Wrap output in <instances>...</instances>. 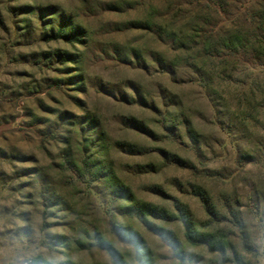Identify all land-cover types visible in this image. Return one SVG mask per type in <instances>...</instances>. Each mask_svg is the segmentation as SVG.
I'll return each mask as SVG.
<instances>
[{"label":"rangeland","instance_id":"1","mask_svg":"<svg viewBox=\"0 0 264 264\" xmlns=\"http://www.w3.org/2000/svg\"><path fill=\"white\" fill-rule=\"evenodd\" d=\"M161 1L134 0V3H127L125 0L124 7L119 4H97L94 7L93 0H0V150L8 155L7 159L0 162V264H22L33 258H37L40 264H264V216L259 215L264 206V167L260 164L264 162V119L261 118L264 92L259 99L252 101L243 94L236 96L228 90L222 93L212 90L207 93L219 97L216 102L210 103L211 120L219 132V135L212 137L216 148H211L199 134L188 135L198 159L206 164L223 160L218 167L202 170L203 176L211 181L214 191H209L201 183H190L188 189L179 188L182 195L195 198L192 203H188L168 193L159 194V187L151 189L153 195L170 200L171 209L166 205L158 206L167 214H178L180 207L181 217L190 227L201 231L218 229L225 232L228 245L224 255L211 252L205 246L188 243L178 219L167 221L152 216L142 217L134 212L131 209L134 201L142 200L130 195L127 185L117 175L116 166L112 161L100 157L96 146L90 141H84L80 148L83 155L77 157L68 138H61L65 147L56 155L62 162L52 160L49 165H41L34 152L9 141V137L14 134L24 138L22 128L31 125L24 121L17 126L16 115L5 112V105L13 108L22 99L33 96L44 87L70 82L52 76L37 81L28 68L59 73L64 70L51 65L63 62L48 52L18 51L34 43L60 41L73 44L62 40H45L44 31L33 39L37 27L41 30L51 28V25L44 22L41 24L40 13L47 18L50 7L58 10L55 27L59 14L70 16L77 23L89 22L99 16L120 15L135 11L142 5H153ZM181 1L185 3L187 0ZM254 1L259 5L264 4V0ZM65 4L71 8L64 7ZM242 4L236 16L239 20L244 17L246 7H249L247 0H243ZM231 12L232 15L236 14L233 8ZM106 23L96 30V35L101 38L99 43H103V38L114 31L106 28ZM222 23H225L224 28L228 27L227 21ZM127 29L147 31L132 27L130 22ZM224 57L235 62L233 70L243 64L264 75V58L263 64L257 65L246 53L234 58ZM21 78L31 79L13 88L12 83ZM258 80L253 83V88L260 91ZM79 90L76 88V91ZM109 101L127 103L117 100L106 90H98V97L94 100L97 112L81 118L82 129L91 131L97 125L103 127L97 113ZM139 106L147 108V105ZM37 107L40 105L37 104ZM46 110L47 107L41 108V111ZM148 110L155 111V108L153 106ZM30 114V110L23 112V115ZM71 116L74 117L75 113H67L65 119ZM120 123L121 127L147 134L139 128L135 118H126ZM35 134L41 137L46 135L39 130ZM201 145L208 147L211 154L206 155ZM41 148L51 159L52 153L44 149L43 145ZM121 150L122 154L130 156L145 154L125 145L121 146ZM156 154L170 159L163 151ZM83 160L89 162L88 168H84ZM175 163L195 170L194 165L183 159ZM121 170L139 174L153 170V166L125 165ZM254 190L262 192L257 209ZM198 193L208 200L214 210L225 213L226 219L219 220L220 215L218 220L212 217ZM130 234L133 242L130 241ZM97 241L109 246L115 261L110 251L97 245Z\"/></svg>","mask_w":264,"mask_h":264},{"label":"clouds","instance_id":"2","mask_svg":"<svg viewBox=\"0 0 264 264\" xmlns=\"http://www.w3.org/2000/svg\"><path fill=\"white\" fill-rule=\"evenodd\" d=\"M126 2L134 3V0ZM97 4H119L124 7L125 0H93V6ZM64 7L71 8L67 4ZM148 7L161 10L171 7L175 11V6L170 2L142 5L132 12L99 16L89 22L80 21L87 29V34L79 44L50 41L19 49L18 51L25 53L51 54L59 49L69 55L68 62L51 65L64 70L62 72L37 68H28V71L33 73L37 81L42 77L52 76L60 81L70 82L44 87L33 96L22 99L13 108L5 105L4 111L16 115L17 126L24 121L31 125L22 128L24 138L14 134L9 137V141L34 152L41 165H49L52 160L62 162L56 155L65 147L61 138H68L77 157L83 155L80 148L84 141H90L95 144L100 157L112 161L116 166L117 175L127 185L130 195L155 206L166 205L171 209L170 200L151 193L153 187H159L162 192L188 203H192L195 198L182 195L179 188L188 189L190 183H201L209 191H214L211 181L203 176L202 170L218 167L223 160L206 164L198 159L188 135L199 134L211 148H216L212 137L219 135V132L211 120L210 103L216 102L219 97L207 93L212 90L216 93L228 90L236 96L243 94L250 101L259 99L264 92V75L243 64L237 65L233 70L234 61L226 59L222 54L217 55L218 42L225 39L224 34L218 30L197 32L200 22L195 18L197 10L194 5H182L188 9L187 12L174 19L171 13L163 18L150 16L146 11ZM131 21L145 23L151 26L150 30H128L127 25ZM105 22V27L114 31L103 38V43H99L101 38L96 35V30ZM157 25L163 30L158 29ZM48 30L47 27L43 30L37 27L33 39L41 31ZM30 79L21 78L20 81L13 82L12 87L16 88L18 83ZM257 80L260 91L253 88V83ZM76 88L80 90L76 91ZM98 90H106L117 100L127 103L109 101L97 113L103 127L97 125L91 131L82 129L81 118L97 112L94 100L98 97ZM78 104L81 106L77 107ZM141 104L147 105V108L140 107ZM153 106L155 111H149ZM44 107L48 110L41 111ZM25 110H30L31 114L23 115ZM65 110L69 114L75 113V116L64 119ZM126 118H135L139 128L147 134L121 127L120 122ZM261 118L264 119V110H261ZM37 130L46 135H36ZM41 145L52 153L51 159ZM122 145L145 154L124 155ZM201 147L206 155L211 154L208 147ZM161 151L167 153L168 157L174 156L194 165L195 170L188 166H178L172 159L156 154ZM149 164L153 166V170L139 174L121 170L125 165L146 167Z\"/></svg>","mask_w":264,"mask_h":264},{"label":"trees","instance_id":"3","mask_svg":"<svg viewBox=\"0 0 264 264\" xmlns=\"http://www.w3.org/2000/svg\"><path fill=\"white\" fill-rule=\"evenodd\" d=\"M243 0H187L185 3H182L181 0H162L163 3H171L175 6V11H172V8L169 7L165 10L158 8L148 7L147 12L150 16L157 18H163L168 16L171 13V17L174 19L177 16L185 14L188 9L182 7V5H188L192 7L193 5L196 8L195 18L200 22L196 28L197 32L218 30L223 32L225 39L218 42L219 51H216L217 55L227 56L229 58H234L242 53L248 54L250 60L257 65H262L264 58V4H257L258 2L254 0H247L249 2V7L243 11L244 17L240 20L237 19L238 9L241 10ZM52 8V9H51ZM54 7H50V14L47 18H44V14L40 13L41 24L44 22L46 25H51V28L48 31H44L45 40H62L66 43H81L83 37L87 34L86 28L80 23L74 22L70 16L65 14H59L58 23L55 27H52L55 24L56 15H58V10H54ZM236 11V14L232 15L231 9ZM248 13V14H247ZM247 14V15H246ZM236 17V18H235ZM228 23V27L224 28L225 23ZM244 23V24H243ZM132 27L150 30L149 25L139 22L131 21ZM161 31L163 30L160 25L156 26ZM60 62L65 63L70 60V56L62 53L57 50L55 54H52ZM67 117V112L64 114V119ZM89 123H92V120H89ZM92 143V142H91ZM92 145H95L92 143ZM8 155L0 150V162L7 159ZM174 162H179V159L176 157H170ZM247 161V160H246ZM257 162V161H256ZM264 167V162L260 163ZM84 168H88L89 162L83 160ZM120 191V190H119ZM157 192L161 195L164 193L160 190ZM257 202L255 203V209L259 208L261 201L262 192L254 190ZM206 207V211L214 218L220 215L219 220L226 219L225 213H219L212 208L208 200L202 196L201 193H198ZM264 202V200H263ZM264 205V203H263ZM131 209L136 212L139 216H152L158 217L163 220H180L183 226V235L185 240L191 245H202L211 252H217L219 255H224L227 245H228V236L225 232L220 230H210V231H201L196 228L190 227L188 222L181 217L182 208L178 207V214H167L165 210L159 208L158 206L146 203L144 201H134ZM260 216H264V206L259 212ZM264 225V222H263ZM148 229H152L150 226H147ZM130 241L133 242L132 235L130 234ZM264 237V234H263ZM97 245L102 246L103 248L110 251L112 258L115 261L114 253L110 250L109 246L102 242H96ZM137 250V248H135ZM180 256L179 254H175ZM32 264H40L37 258L30 260Z\"/></svg>","mask_w":264,"mask_h":264},{"label":"built area","instance_id":"4","mask_svg":"<svg viewBox=\"0 0 264 264\" xmlns=\"http://www.w3.org/2000/svg\"><path fill=\"white\" fill-rule=\"evenodd\" d=\"M22 264H32V263L30 262V260H26V261L22 262Z\"/></svg>","mask_w":264,"mask_h":264}]
</instances>
